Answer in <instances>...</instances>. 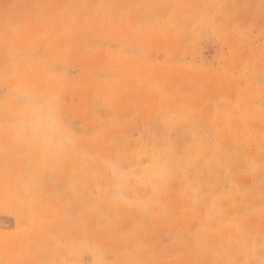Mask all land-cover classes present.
Here are the masks:
<instances>
[{
	"label": "rangeland",
	"instance_id": "1",
	"mask_svg": "<svg viewBox=\"0 0 264 264\" xmlns=\"http://www.w3.org/2000/svg\"><path fill=\"white\" fill-rule=\"evenodd\" d=\"M0 264H264V0H0Z\"/></svg>",
	"mask_w": 264,
	"mask_h": 264
},
{
	"label": "clouds",
	"instance_id": "2",
	"mask_svg": "<svg viewBox=\"0 0 264 264\" xmlns=\"http://www.w3.org/2000/svg\"><path fill=\"white\" fill-rule=\"evenodd\" d=\"M32 126L38 131L43 132L49 125L46 123L45 116L39 111H35L32 116Z\"/></svg>",
	"mask_w": 264,
	"mask_h": 264
},
{
	"label": "bare ground",
	"instance_id": "3",
	"mask_svg": "<svg viewBox=\"0 0 264 264\" xmlns=\"http://www.w3.org/2000/svg\"><path fill=\"white\" fill-rule=\"evenodd\" d=\"M28 102V100H26Z\"/></svg>",
	"mask_w": 264,
	"mask_h": 264
}]
</instances>
